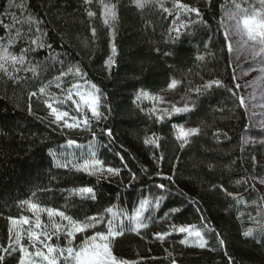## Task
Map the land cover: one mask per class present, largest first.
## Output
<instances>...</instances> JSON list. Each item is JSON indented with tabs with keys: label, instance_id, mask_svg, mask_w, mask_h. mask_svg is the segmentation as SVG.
<instances>
[{
	"label": "trees",
	"instance_id": "obj_1",
	"mask_svg": "<svg viewBox=\"0 0 264 264\" xmlns=\"http://www.w3.org/2000/svg\"><path fill=\"white\" fill-rule=\"evenodd\" d=\"M184 2L202 10L207 26L189 29L172 43L166 42L171 18L163 19L155 5L140 10L131 0H119L116 63L109 70L104 62L111 54V37L102 24L96 4L92 5V10L97 12V17L89 21L82 0H27L30 10L43 18V27L48 32L46 39L53 50L60 52L66 62H78L87 73V79L106 95L111 111L106 112V120L94 123L92 131L97 133L98 157L107 166L120 168L121 172L119 176L105 179L57 168L50 150L59 154L68 139L76 140L78 145L88 144L94 140L91 132L65 130L62 134L55 125L50 126L47 119H38L46 117L47 109L37 98L31 100L33 115H29L27 92L36 90L40 82L32 86L0 82V244L7 243L9 216L31 215L19 206L26 199L61 210H65L67 204L69 214L82 218L85 213L94 215L113 204L132 212L142 196L164 195L160 208L150 210L154 220L147 229H142L140 235L126 232L115 240L113 251L117 256L144 258L141 264H170L172 258L177 264H228L219 246L216 235L219 233L235 264H264V245L241 234L248 227L259 230V225L250 222L247 214L257 215L250 202L262 194L256 186L255 191L250 186L255 185L253 179L261 174L262 167L252 164L248 157H261L263 151L259 147H245L246 135L259 136L260 133L251 128L248 112L239 106L240 90L235 87L238 83L233 56L227 50L223 30L217 32L218 21L226 11L221 5H229L231 0H212L211 5L207 0ZM7 6L8 0H0V15H4ZM11 12L21 17L17 9ZM90 25L97 28L94 42ZM156 48L160 51L156 52ZM47 51L39 50L36 61H43ZM198 53L205 56L203 61L195 59ZM54 75L55 69H50L41 82ZM172 78L182 80V85L173 91H162ZM213 79L221 80L222 85L213 86L201 95L191 93L190 99L195 100L196 107L163 122H156L133 103L136 92L143 88L152 93L163 92L170 101L182 106L180 98L189 87ZM52 91L56 89L53 87ZM174 124L200 126L202 132L181 149L175 138ZM104 128L112 130V137L102 131ZM216 132L220 133L219 139L213 135ZM153 133L160 137L159 149L143 143L144 138ZM72 149L77 151L78 148ZM154 152L157 156L164 155L162 163L153 159ZM131 173H135L137 179L128 186ZM241 178L247 179V185L235 183ZM159 184H164L165 189H159ZM221 184L230 192L242 193L249 205L233 207L231 198L218 187H212ZM81 186L94 187L97 201L82 202L79 197L66 199L65 190ZM43 189L51 191H41ZM33 192L37 193L35 198ZM175 208L180 211L172 213L171 220L161 219L164 213ZM241 212L244 213L243 228L237 219ZM169 223L196 225L205 232L209 247L185 246L180 241L186 233L179 232H171L163 241L157 240L152 234L171 231ZM205 224L214 231L204 229ZM80 239L78 234L77 242ZM165 249L173 254L171 258L167 257ZM6 264H15V259L6 258Z\"/></svg>",
	"mask_w": 264,
	"mask_h": 264
},
{
	"label": "snow or ice",
	"instance_id": "obj_2",
	"mask_svg": "<svg viewBox=\"0 0 264 264\" xmlns=\"http://www.w3.org/2000/svg\"><path fill=\"white\" fill-rule=\"evenodd\" d=\"M212 0H207L211 5ZM99 7V16L102 24L108 29L111 54L105 60L107 69L116 63L115 56L117 48L115 44L116 24L119 20V0H82L84 12L89 21L97 17V12L92 10V5ZM131 4L137 9L143 10L148 6L155 7L162 14L163 19H170L167 27V40L175 43L180 36L189 29L200 25L207 26L203 12L199 7L185 3L184 0H131ZM170 6H167L169 5ZM17 9L21 13L18 18L11 9ZM226 9L224 15L218 21L217 32L221 29L224 40L227 42V50L246 52L248 59L255 65H258V71L261 74L252 83L264 81V0H231L229 5H221ZM166 14V15H164ZM148 23H151L150 21ZM44 20L38 14L33 13L28 7L27 0H8V6L4 10V15H0V82L20 86H32L40 82V86L34 91L27 92V111L33 115L31 100L37 98L41 100L48 110L47 117H37L44 120L49 119L50 126L55 125L63 134L65 130H86L91 132L93 139L97 133L92 131L93 125L107 119L106 112H110V107L106 104V95L97 86V84L87 79V73L82 69L78 62L65 61L61 58L62 54L53 50L52 44L47 42V30L43 27ZM90 32L93 42L97 35V28L90 25ZM87 46V45H85ZM208 45L205 44V48ZM47 49V55L43 61H36L35 57L39 50ZM159 52V48L155 49ZM169 55V53H165ZM195 59L203 61L205 56L197 54ZM60 65L55 68V65ZM55 69L56 75L52 76L46 82H41L45 72ZM251 70V69H250ZM190 71V70H189ZM235 71V70H234ZM31 74L30 76L21 75ZM235 78V77H234ZM67 82V86H65ZM182 80L172 78L167 85L166 90L173 91L181 86ZM222 81L213 79L198 85L189 87L185 95L181 96L182 106L178 102L167 100L163 95L153 94L152 92L140 89L136 92L133 103L140 111H147L150 117H154L156 122H163L174 115L188 113L196 107L195 100L190 99L191 93L201 95L211 89L213 86H221ZM56 91H52V88ZM238 89L240 84H236ZM254 98V94L252 97ZM147 100L152 103V107L144 109L140 107L142 101ZM239 106L245 105V98L238 97ZM75 113V114H73ZM175 138L179 141V147L183 149L189 145L191 139L201 134L200 126L185 127L184 125L174 124ZM108 137H112V130L104 128L102 130ZM214 137L219 139V132L213 133ZM160 137L153 133L146 136L143 143L148 146L160 148ZM65 148H80L74 139H68ZM88 151L77 155L75 152H66L58 154L50 150L53 161L57 168L68 169L78 173H84L88 176L98 178H110L120 175L121 169L107 166L103 160L98 157L96 145L89 142ZM61 156L63 157L61 159ZM123 159V157H121ZM153 159L157 163H162L165 159L163 154L159 156L153 153ZM255 160V157H253ZM212 167V165H209ZM159 174V173H158ZM171 180L172 177H165ZM137 179L135 173H131V180L128 186ZM237 185H247V179L241 178L235 181ZM264 184V179L261 180ZM159 189H165L164 184L157 185ZM219 188L226 197L234 201L233 207L237 205H249L240 192H230L223 184L212 185ZM255 191V185L250 186ZM41 191H51L43 189ZM67 200L73 197H79L81 201H97V193L92 186H81L67 189ZM249 191V188H245ZM33 198L37 196L32 193ZM165 199L164 195H153L151 198L142 196L139 200V206L135 207L132 214L129 215L127 209H123L115 204L97 211L94 215L85 213L83 217L69 214L68 205H64L65 210L56 207H45L41 203L33 200H23L20 202V208L26 209L31 213L29 215H20L18 217L9 216V227L7 229V243L0 244V264H6V258H14L15 264H141L144 258L129 260L117 256L114 249V242L118 237H122L126 232L141 234L142 229H147L149 223L154 220L151 211L159 209ZM251 205L255 206L256 216L247 214L250 222L259 225L256 231L252 227L242 230L244 237H251L258 245H264V194L251 200ZM151 210V211H150ZM179 208L171 209L164 213L161 219L171 220L172 213L179 212ZM149 214L146 216L145 213ZM47 217L45 221L42 216ZM244 213L237 216L243 228ZM203 220V217H201ZM27 226V227H25ZM171 231H158L152 235L160 241L171 235V232L186 233V237L180 241L181 244L190 247L205 249L209 247V241L205 238V232L196 225H176L169 223ZM208 231H214L207 224L203 226ZM89 231L91 234L89 235ZM78 234L82 239L78 240ZM219 246L223 249V254L227 258L228 264H235L233 257L228 253L225 240L219 238ZM55 238V243L53 240ZM63 238V243H60ZM27 241V243H25ZM211 251H216L211 248ZM167 257L171 258L173 254L165 249ZM18 254V256H17ZM155 259V258H153ZM170 264H177L175 258H172Z\"/></svg>",
	"mask_w": 264,
	"mask_h": 264
},
{
	"label": "rangeland",
	"instance_id": "obj_3",
	"mask_svg": "<svg viewBox=\"0 0 264 264\" xmlns=\"http://www.w3.org/2000/svg\"><path fill=\"white\" fill-rule=\"evenodd\" d=\"M231 53L233 56L234 68L236 70V80L237 83L241 85V87L239 88L240 96H243L245 98V105L243 107L248 112L251 128L254 131L260 133L259 136L246 135L244 137V144L247 149L250 147H259L263 151L261 157H255L251 155L250 157H248V160H250L252 164L260 165L262 167L261 174H259V176H256L253 180L257 189L261 192V194H264V184L261 183V180L264 179V81H257L255 84L252 83L261 74L258 71V65L253 64L248 59V54L246 52L234 51ZM153 94L163 95L167 100H169L166 94L163 92L153 93ZM253 94H254V98H250L253 96ZM140 105L146 109L152 107V103L147 100L142 101ZM45 116L46 117L48 116V110ZM47 120L49 121V119ZM184 126L194 127L191 125H184ZM96 142L97 139L95 138L91 143L95 145ZM88 144L80 145L81 147L78 148L77 151L73 150L72 148L63 147L60 150V152L58 151L59 152L58 156L66 152H75L77 155H79L82 151L87 152ZM253 157H255V160H253ZM62 158L63 157L61 156V159ZM131 214L132 212H129V215ZM42 219L46 221L47 220L46 215L42 216ZM61 240H63V238H61ZM25 243H27V241H25ZM129 260H135V259H129Z\"/></svg>",
	"mask_w": 264,
	"mask_h": 264
}]
</instances>
